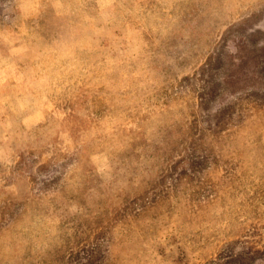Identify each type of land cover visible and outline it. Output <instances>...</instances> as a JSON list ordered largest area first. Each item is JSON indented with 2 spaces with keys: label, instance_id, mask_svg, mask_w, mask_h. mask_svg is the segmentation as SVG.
<instances>
[{
  "label": "rangeland",
  "instance_id": "1",
  "mask_svg": "<svg viewBox=\"0 0 264 264\" xmlns=\"http://www.w3.org/2000/svg\"><path fill=\"white\" fill-rule=\"evenodd\" d=\"M0 264H264V0H0Z\"/></svg>",
  "mask_w": 264,
  "mask_h": 264
},
{
  "label": "crops",
  "instance_id": "2",
  "mask_svg": "<svg viewBox=\"0 0 264 264\" xmlns=\"http://www.w3.org/2000/svg\"><path fill=\"white\" fill-rule=\"evenodd\" d=\"M30 3H32V6H34L35 5V3H36V0H30ZM31 10L30 9H28V12H30ZM30 16H28V18H29Z\"/></svg>",
  "mask_w": 264,
  "mask_h": 264
}]
</instances>
